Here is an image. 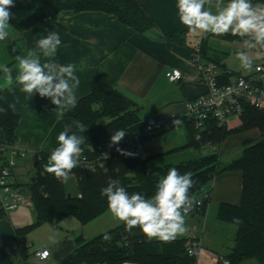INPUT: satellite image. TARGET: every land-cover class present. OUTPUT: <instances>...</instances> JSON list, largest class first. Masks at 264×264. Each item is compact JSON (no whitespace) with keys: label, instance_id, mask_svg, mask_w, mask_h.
I'll return each instance as SVG.
<instances>
[{"label":"crops","instance_id":"1","mask_svg":"<svg viewBox=\"0 0 264 264\" xmlns=\"http://www.w3.org/2000/svg\"><path fill=\"white\" fill-rule=\"evenodd\" d=\"M144 1L150 7L154 26L143 32L136 31L121 22L115 14L101 10H62L55 20L51 18L42 20L26 30L18 29L9 21L11 25L8 30L9 36L0 41V65H7L15 76L18 70L16 56H25L29 50L37 48L38 39L46 36L50 31L56 32L62 44L57 49L54 59L59 64L76 66L75 74L80 79L76 91L78 100L92 92L94 82L98 79L133 100L138 106V116L143 122L148 117H155L165 122L173 113L183 114L186 102L190 98L207 91V86L199 78L198 68L192 62V58L198 51L203 36L211 33L189 31L179 20L177 0ZM252 3L263 5L259 0H252ZM20 10L25 12L22 13ZM212 10L215 11L214 6ZM32 12V9L11 10L12 17L17 19H22ZM173 31L184 33L182 34L184 43L178 41L168 43L165 34ZM243 40L211 37L208 55L217 58L227 69H231L226 65L225 58H218L212 53L217 49L216 45L219 44L217 42H221L228 44L226 46L229 47L228 50L223 51L225 57L229 52L245 51L252 63L259 61L263 47L246 49L243 47ZM40 55L43 62L42 53ZM173 68H178L182 72L179 81H170L166 75L167 71ZM0 92L3 100L20 116L15 144L28 152L27 157L17 159L18 165L22 168L29 161L33 165L37 151L53 150L58 145V134L66 127L75 126V120L66 116L67 111L63 118L58 117L57 111L54 110L55 105L49 98H41L38 93L31 96L22 92L21 87L15 82L10 87L2 71H0ZM229 121L234 122L230 125L227 120L225 126L229 129H235L242 124V119L236 123L234 116L230 117ZM182 127L186 131V125ZM168 129L171 128L163 127L153 135ZM261 132L259 127L238 131L228 136L221 146L224 144L229 146L232 139L235 140L236 145H245L260 137ZM153 135L148 136V139H145L146 136L143 138L146 154L151 149L147 154V161L152 155L156 157L153 160V167L147 165L149 169L197 159L214 150V147L210 146L205 149L184 148L187 140L185 143L162 151L152 149V145L146 150V145ZM5 140V132L0 127V143ZM164 155L166 157H163ZM242 190V172L223 171L216 175L209 185L208 198L203 208L187 213L185 217L187 230L176 239H186L189 242L194 240L198 243L195 264H225L223 259H227L235 246L237 226L219 219L218 208L221 203L240 204ZM70 216L73 215L67 218ZM34 218L33 207L26 205L20 206L8 215L0 216V246H7L10 249L18 237L17 230L31 225ZM64 219L60 222L58 228L60 230L50 246L36 247L29 240L31 246L26 250L29 264H59L75 249L77 236L82 235L88 240L115 229L122 223L109 209L85 224L78 219V222L67 221L69 223L65 229L61 227ZM24 237L27 239V235ZM43 248L52 251V257L47 261H40L33 254L35 250ZM29 255L33 257L29 258ZM14 258L17 263L18 258ZM123 264L140 263L125 261ZM243 264H260V262L250 258Z\"/></svg>","mask_w":264,"mask_h":264},{"label":"trees","instance_id":"2","mask_svg":"<svg viewBox=\"0 0 264 264\" xmlns=\"http://www.w3.org/2000/svg\"><path fill=\"white\" fill-rule=\"evenodd\" d=\"M259 1L264 5V0ZM14 5L10 11L33 10L22 19L15 17L10 19L20 30H26L48 18L55 20L62 10L67 9L101 10L112 13L121 22L141 32L154 26L150 7L144 0H14ZM182 34L184 33L173 31L165 34V38L169 44L175 40L184 43ZM211 37L225 40L245 38L231 33L222 36L208 34L203 36L198 48L202 58L221 66L224 81H230V77L235 73L227 69L217 58L208 55ZM227 71L232 75L230 76ZM0 108L7 109L6 112L0 113V127L5 132V141L15 144L20 116L3 100L1 92ZM66 116L87 126L86 131L82 133L85 136V143L82 145L85 151L111 139L119 129L125 130L126 134L137 133L146 124V121L143 122L139 118L138 106L133 100L98 79L94 82L92 92L80 98L75 108L67 111ZM185 125L187 142L184 148L205 149L210 146L214 147V151L197 159L149 169L147 159L141 160L122 149L127 154L119 151L110 160L108 171H80L76 193L67 188V180L57 179L48 174L40 175L49 157L48 152L42 151V160L36 158L34 161V167L39 175L29 183L35 218L31 225L17 230V236L24 237L42 223L59 228L60 222L69 215L75 216L82 224L95 219L109 209L107 198L101 195V189L107 186L110 179H119L129 193L140 192L146 197H151L155 193L157 181L169 168L176 167L181 174L186 172L192 174L196 183L191 189V194L196 199L207 192L212 180L219 173L240 170L243 175L241 203H221L218 208L219 219L237 226L235 246L227 259L229 264H243L245 260L255 258L260 264H264V136L247 142L242 155L223 168L219 166L220 153L216 151V147L233 133L253 127H259L263 131L264 111L248 106L242 116V124L235 129L219 125L216 120H211L202 130L195 129L190 122ZM72 129L77 130L76 124ZM148 136L150 135L145 139H148ZM106 234L110 236L109 240L104 239ZM192 241L175 239L165 242L155 238L149 239L138 227L128 230L122 222L117 228L88 240L82 235L77 236L75 249L59 264H123L125 261L140 264H195L196 257L188 253ZM0 264H17L7 246H0Z\"/></svg>","mask_w":264,"mask_h":264},{"label":"clouds","instance_id":"3","mask_svg":"<svg viewBox=\"0 0 264 264\" xmlns=\"http://www.w3.org/2000/svg\"><path fill=\"white\" fill-rule=\"evenodd\" d=\"M14 6V0H0V41L9 36V21L13 15L10 9ZM176 7L180 22L193 33L217 36L231 33L245 38L243 47L246 49L264 47V5H254L252 0H227V3L225 0H177ZM61 44L59 34L50 31L36 41V49L29 50L25 56H16L18 70L15 76L7 65H0V71L5 74L10 87L15 82L22 92L31 96L38 93L41 98H49L59 118L75 108L78 100L76 91L80 85V79L75 74L76 66L59 64L54 59ZM236 56L243 69H251L252 60L247 52L238 51ZM6 111L0 108V113ZM74 123L76 131L66 127L58 134V146L51 151L44 166L57 179H67L84 152L85 136L82 133L87 126L78 121ZM173 123L176 125L180 121L174 120ZM125 134L123 129L116 131L111 136V144H118ZM196 138L199 139V136ZM195 183L190 172L181 174L176 167H172L157 181L151 197L140 192L129 193L119 179H110L107 186L101 189V195L107 198L111 213L128 230L138 227L149 239L171 242L185 234V217L192 205L198 203L191 194ZM104 239L109 240L110 236L106 234Z\"/></svg>","mask_w":264,"mask_h":264},{"label":"built area","instance_id":"4","mask_svg":"<svg viewBox=\"0 0 264 264\" xmlns=\"http://www.w3.org/2000/svg\"><path fill=\"white\" fill-rule=\"evenodd\" d=\"M261 59L252 64L250 70H242L234 75L230 71V81H224V72L221 66L214 61L203 60L197 51L192 62L199 71V78L207 86V91L196 97L190 98L185 105L183 114L173 113L167 121L163 122L155 117H148L143 129L137 133H127L118 144H111V139L102 142L94 148L83 152L77 167L72 169L67 179L79 180L80 171H108L110 160L122 149L130 155L137 156L141 160L147 159L143 146V137L153 135L163 127L179 129L187 122L192 123L197 130H202L211 120H216L219 125H225L232 116L242 119L248 106L264 111V50L260 52ZM170 81H179L182 72L173 68L166 73ZM179 120V124H174ZM264 136V130L261 132ZM50 155L51 151H47ZM28 152L17 146L4 141L0 144V216L8 215L11 211L26 205L33 207V199L29 183L39 175L33 163V174L28 183H21L16 175L18 167L17 159L27 157ZM42 160V151H37L35 159ZM48 161V160H47ZM46 161V162H47ZM52 175L45 169L40 175ZM47 196V193H45ZM208 193L204 192L196 198L198 203L192 205V211H199L203 208ZM31 246L30 241L25 237H17L10 246V250L17 259V264H29L26 250ZM198 243L194 240L188 250L189 255L197 256ZM47 253V255H45ZM33 254L40 261H47L52 257L49 248L37 249ZM229 264L228 259H223Z\"/></svg>","mask_w":264,"mask_h":264},{"label":"rangeland","instance_id":"5","mask_svg":"<svg viewBox=\"0 0 264 264\" xmlns=\"http://www.w3.org/2000/svg\"><path fill=\"white\" fill-rule=\"evenodd\" d=\"M20 11L22 13L25 12L24 10H20ZM175 41H173V42H175ZM217 43H219V44L216 45L217 49L214 50V52H212L213 55L218 57V58H221V59L225 58V63H226V65H228L231 68V69H229L231 72L238 73V72L244 70L241 67V63L236 56L237 52H229V54L225 57L223 51L228 50L229 47L226 46L228 44H223L221 42H217ZM234 117H236V123H237V121L241 120L240 117H237V116H234ZM228 124L231 125V124H234V122L229 121V119H228ZM186 140H187V136H186V131H185L184 127H181L179 130L168 129V130L161 132L158 135H155V136L153 135L152 138L150 139L148 145H146V150H148L147 147H151L150 145H152V147H153L152 149L155 150V148H156L157 150L162 151V150L169 149L173 146H177L179 144L185 143ZM234 141H235L234 139L230 140L229 146H227V144L226 145L224 144L223 146L218 145L216 147V151L218 153H220L219 166L221 168L227 166L231 161L240 157L243 153L244 145H239V144L236 145V144H234ZM208 151H211V149H208ZM149 152H151V149H150V151H147V154ZM212 152H208L207 154L212 153ZM163 157H166V156L164 155ZM155 158L156 157L152 155L148 159L147 165L149 167L154 166L153 160ZM23 168H24V170H22ZM23 168H22V166L18 165L16 175H17L19 181L24 182V183H28L30 181V177L32 176L33 171H34L33 165L31 164V161H29V163H27V165H24ZM76 183H77V180H75V179H68L67 180V188L73 193H76V191H77L78 185ZM67 221L78 222L77 218H75L74 216H70L68 218L66 217L61 224L62 228H64V229L67 228V223H69ZM59 230L60 229H58V228L52 227L51 224H49V223H42L41 225L32 229L27 234L26 240L27 241L31 240L34 243V246H36V247L50 246L51 242L54 241L56 233L59 232ZM30 257H33V256L29 255V258Z\"/></svg>","mask_w":264,"mask_h":264}]
</instances>
